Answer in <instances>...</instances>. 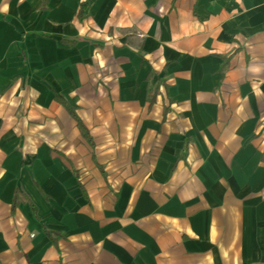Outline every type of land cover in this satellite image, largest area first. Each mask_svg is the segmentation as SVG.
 <instances>
[{
    "label": "crops",
    "instance_id": "1",
    "mask_svg": "<svg viewBox=\"0 0 264 264\" xmlns=\"http://www.w3.org/2000/svg\"><path fill=\"white\" fill-rule=\"evenodd\" d=\"M0 264H264V0H0Z\"/></svg>",
    "mask_w": 264,
    "mask_h": 264
},
{
    "label": "trees",
    "instance_id": "2",
    "mask_svg": "<svg viewBox=\"0 0 264 264\" xmlns=\"http://www.w3.org/2000/svg\"><path fill=\"white\" fill-rule=\"evenodd\" d=\"M155 95H156V93L154 91H149L148 92L147 102H148L149 105H152V103L154 102ZM55 99L58 100V101H60V102H62L61 99H59V97H57V96H55ZM68 113L73 118V120L76 122V126H77V128H78L81 136L88 142L89 145H91V139H90V137L88 135V132H87L86 128L84 127V125L82 124V122L76 116L75 111H74V108L68 106ZM18 195H19V192L18 191H15L14 192V195H13L12 208L16 207L18 205V203L20 202V198H19ZM28 204L31 207V210L33 212V215L36 218H38L35 207L31 203H29V202H28ZM44 231L47 232L46 229H44Z\"/></svg>",
    "mask_w": 264,
    "mask_h": 264
}]
</instances>
